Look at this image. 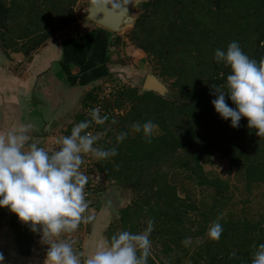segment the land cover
Listing matches in <instances>:
<instances>
[{"label":"trees","instance_id":"16d2710c","mask_svg":"<svg viewBox=\"0 0 264 264\" xmlns=\"http://www.w3.org/2000/svg\"><path fill=\"white\" fill-rule=\"evenodd\" d=\"M75 3L0 0V48L28 57L58 30L74 22ZM138 8L126 36L150 58L154 72L170 81L176 97L169 100L149 91L139 93L135 87L120 88L108 104L117 108L129 105L116 127L117 134L124 131L129 135L118 145L116 136L112 145L102 141L103 148L116 146L118 154L100 170L124 189H144L136 201L118 210L122 225L147 214L168 237L167 244L179 247L187 230L183 218L187 209L195 207L181 203L165 172L155 171L144 177L147 168L170 158L171 168L181 169L197 185L213 187L218 198L223 194L222 184L218 178H208L201 165L218 153L229 160L232 168L243 172L247 186L264 183V136H257L247 127L246 117L239 127H231L230 120L221 119L211 103L215 98L213 88L222 87L230 72L229 67L213 59L215 49H226L235 40L250 58L264 59V0H143ZM94 97L86 93L82 108L87 106V98ZM226 102L234 107L227 98ZM75 119L66 130L69 135L82 121L83 111L79 110ZM147 120L161 131L150 140L131 131L132 123ZM179 154L186 156L172 158ZM0 219L6 221L1 210ZM203 220L210 226L218 221L223 232L218 240L204 242L202 250L191 257V264L199 260L204 264H251L256 246L264 242V216L255 221L225 220L214 212ZM232 252L236 255L230 256ZM148 264H155L150 257Z\"/></svg>","mask_w":264,"mask_h":264},{"label":"rangeland","instance_id":"374dc122","mask_svg":"<svg viewBox=\"0 0 264 264\" xmlns=\"http://www.w3.org/2000/svg\"><path fill=\"white\" fill-rule=\"evenodd\" d=\"M88 1L76 0L73 7L74 22L58 30L47 40L45 45L58 42L61 38L73 35L75 30H78L75 25L79 23L83 22L87 26L92 24L91 21L83 16V9L88 5ZM142 1L140 0L139 3ZM139 3L131 9L129 16L136 17L139 12ZM131 27L132 24L125 25L116 32L105 29L108 33L101 37V42L103 41L106 45L102 46L101 51H96L97 49L95 48L96 52L101 53L95 59L97 61L96 66L101 69V74L92 81L87 76L83 77L86 79L85 85H89L83 86L86 87L84 96L86 93L95 96L105 86L135 87L139 93H142V82L145 76L148 73L157 75L154 72L150 58L135 47L126 36L127 31ZM97 38L98 36L92 39L94 44H96ZM36 51H33L27 57L21 53L9 50L4 51L0 48V65L6 61H10L14 65L15 70H25V63L33 57ZM10 56L13 57L11 58ZM162 80L173 91L172 96L168 99L174 100L176 91L170 87L169 80ZM8 84L11 85L10 81H8ZM115 94L113 95L114 97ZM91 101L92 98L85 100L86 104H89ZM128 107L129 105L125 104L117 108V112L119 113L113 116L112 121H110L111 123L108 124L109 120H106L102 124L103 128L100 127L97 134L99 139L95 142L94 147H102L101 143L103 144V142L112 145V138L118 135L116 127L119 124V116L125 114ZM83 109L81 106L80 112ZM75 122L76 119L74 118L71 124L73 125ZM68 126H63L58 134L55 137L53 136L54 138L48 142L49 146H43V149L49 152L57 149L60 146L59 141L62 137L69 135L66 132ZM160 133L161 131L155 127L153 135H159ZM179 156H186V154L175 155L172 158ZM83 158L79 171L84 174L87 170V180L90 182L88 197L85 198L88 203V209L83 216L87 217L90 215L93 218L91 220L82 219L78 227L71 233L62 232L59 236L53 238L54 242L65 241L71 243L73 251L81 260V264H83L84 260L93 252L98 244L110 242L114 234H118L124 230L134 233L142 232L147 226V221L150 219L147 214L142 212L143 215L138 220L128 222L125 226L122 225L119 220L118 211L116 214H113L99 198L105 191L113 190L115 199L119 200L117 210H120L136 201L137 196L142 194L144 189L142 188L137 191L129 188L124 189L114 181L106 178L100 168L105 165L108 159L98 161L91 153L85 154ZM171 161L172 159L168 158L165 162L147 168V171H144V177L148 178L155 171L165 172L170 182L174 184L176 195L180 198L181 203L192 204L195 207L192 210L187 209V213L183 218V227L187 229L184 231L185 238H190L192 242L188 246L183 244L179 247L171 243L167 244L169 242L167 240L168 237L162 234L156 222L153 221V230L149 237L151 241L149 257L155 264H191V257H194L196 252L202 250L204 242L210 239L207 235L210 223L205 224L203 219L204 217H208L209 219L214 212L224 217L225 220L246 218L255 221L264 216V183H253L247 186L243 172L232 168L226 157L215 153L204 159L201 164L208 178H218L219 183L222 184L223 194L218 198H215L213 187L209 185H197L193 180H189L181 169L171 168L169 166ZM211 206L214 209H211ZM12 215L14 216V214L7 216L4 222L0 219V222L3 224L0 227V252L4 254L5 264H43L48 245L41 241L39 233L32 232L26 224L22 223L18 218L15 220V217ZM17 234L24 235L29 245L28 248L31 247L27 255H20L19 251L15 250L14 240ZM166 248L169 249L167 250ZM198 264H204V262L199 260Z\"/></svg>","mask_w":264,"mask_h":264},{"label":"clouds","instance_id":"9594fccd","mask_svg":"<svg viewBox=\"0 0 264 264\" xmlns=\"http://www.w3.org/2000/svg\"><path fill=\"white\" fill-rule=\"evenodd\" d=\"M213 59L230 68L223 86L213 88L214 110L221 119L230 120L233 128L246 117L247 127L254 129L257 136H264V59L250 58L235 40L226 49H215ZM99 113V108L90 110L92 121L103 124L105 118ZM90 123L84 120L74 125L70 135L62 137L60 146L51 152L35 143L24 151L26 127L0 134V207L7 206L32 232L40 234L41 241L48 245L43 264H81L71 243L54 242L53 238L62 232L71 233L82 219L93 218L83 216L88 209L84 194L87 178L79 171L83 154L91 153L98 161L118 154L116 146L94 147L99 136L84 131ZM155 127L152 120L137 121L131 124V131L150 140ZM128 135L120 132L117 145ZM153 223L149 219L142 232L124 230L114 234L110 242L98 244L83 264H148ZM222 232V224L214 221L207 235L218 240ZM191 242L185 238L182 244L188 246ZM0 264H5L2 252ZM251 264H264V242L256 246Z\"/></svg>","mask_w":264,"mask_h":264},{"label":"crops","instance_id":"0c3cea01","mask_svg":"<svg viewBox=\"0 0 264 264\" xmlns=\"http://www.w3.org/2000/svg\"><path fill=\"white\" fill-rule=\"evenodd\" d=\"M75 27L78 30L73 35L34 52L25 63V70H15L10 61L0 65V134L26 127L24 151L30 150L33 143L40 148L49 146L48 142L63 126L71 124L81 108L86 89L83 86H89L83 77L92 81L101 74L95 60L101 53L96 51L106 45L101 37L108 30L93 22ZM96 36L94 44L92 39ZM13 217L18 218L15 213ZM14 241L20 255L30 252L24 235H15Z\"/></svg>","mask_w":264,"mask_h":264},{"label":"water","instance_id":"95a60500","mask_svg":"<svg viewBox=\"0 0 264 264\" xmlns=\"http://www.w3.org/2000/svg\"><path fill=\"white\" fill-rule=\"evenodd\" d=\"M140 0H89L83 9V16L94 24L109 31H119L123 26L133 24L135 18L129 16V12ZM142 92L149 91L162 98L168 99L173 91L156 74L148 73L142 82ZM99 200L106 205L113 214L117 213L119 200L114 197L113 190L103 193ZM3 216L7 217L11 212L7 206L0 207Z\"/></svg>","mask_w":264,"mask_h":264},{"label":"built area","instance_id":"2783aa9c","mask_svg":"<svg viewBox=\"0 0 264 264\" xmlns=\"http://www.w3.org/2000/svg\"><path fill=\"white\" fill-rule=\"evenodd\" d=\"M120 86H105L103 87L95 97L92 99V101L89 104H86L87 106L84 107L83 109V119L84 120H89L91 121L90 126L88 129H85L84 131L86 132H91L93 135H97L100 127L102 124H97L94 121H92V117L90 114V110L93 108H99L100 109V115L104 117V122L106 120H111L114 115L118 114L117 112V107L113 105H109V99L120 89ZM83 134V133H82ZM85 154H83L84 156ZM84 159V158H83ZM87 171V170H86ZM86 171L84 172V176L87 178ZM90 187V182L89 180L86 181V184L84 185V194L85 198L88 196L87 193V188Z\"/></svg>","mask_w":264,"mask_h":264}]
</instances>
